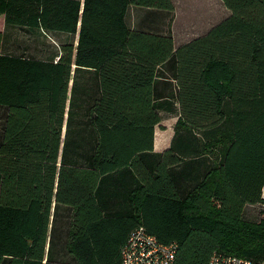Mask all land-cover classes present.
Instances as JSON below:
<instances>
[{"label":"trees","instance_id":"trees-1","mask_svg":"<svg viewBox=\"0 0 264 264\" xmlns=\"http://www.w3.org/2000/svg\"><path fill=\"white\" fill-rule=\"evenodd\" d=\"M221 1L177 46L172 0H0V264H120L139 227L177 264L264 261V0Z\"/></svg>","mask_w":264,"mask_h":264},{"label":"rangeland","instance_id":"rangeland-1","mask_svg":"<svg viewBox=\"0 0 264 264\" xmlns=\"http://www.w3.org/2000/svg\"><path fill=\"white\" fill-rule=\"evenodd\" d=\"M175 4V25L173 36L176 45L188 42L196 37L207 33L213 26L220 23L223 19L230 16L221 0H173ZM4 17H0V30H3L2 22ZM62 38H43V36H29L21 30H13L10 41L7 43L9 52L19 53L27 48L31 54L47 56L50 46H57ZM165 128L172 132L177 118L175 115L162 113ZM159 134V141H160ZM262 207L248 206L245 211V218L249 221H259L263 215Z\"/></svg>","mask_w":264,"mask_h":264},{"label":"built area","instance_id":"built-area-1","mask_svg":"<svg viewBox=\"0 0 264 264\" xmlns=\"http://www.w3.org/2000/svg\"><path fill=\"white\" fill-rule=\"evenodd\" d=\"M262 198L264 199V189ZM176 243L164 244L143 227L134 230L121 252L120 264H177ZM210 264H264L232 255L214 254Z\"/></svg>","mask_w":264,"mask_h":264},{"label":"crops","instance_id":"crops-1","mask_svg":"<svg viewBox=\"0 0 264 264\" xmlns=\"http://www.w3.org/2000/svg\"><path fill=\"white\" fill-rule=\"evenodd\" d=\"M138 19L139 18L136 16L134 9H132L131 10V17H130V22H132V24H131L132 27H134V25H135V23H136V21ZM164 21H167V19H165ZM157 24H159L158 26L162 27L163 26L162 25L163 24V20L159 19ZM2 25H3V28H4V24H2ZM174 25H175V18H174V21L172 23V33H173ZM59 38H62V40L59 41V42H62L63 40L68 39L67 36H66V38H65V36H61ZM75 40H76V44H77L78 36H76ZM161 126H162L163 130L160 127H157L156 130H155L154 150H155V152H158V153L164 152V151H166V150H168L170 148L171 143H172V139H173L174 134H175L174 128L172 129V132H171V131L167 130L163 124H161ZM159 133L161 135L160 136V141H159V138H158V134ZM158 141L160 142L159 143V147H158Z\"/></svg>","mask_w":264,"mask_h":264}]
</instances>
